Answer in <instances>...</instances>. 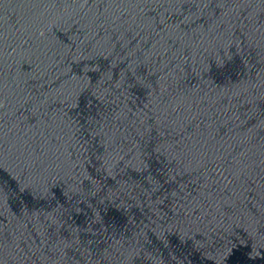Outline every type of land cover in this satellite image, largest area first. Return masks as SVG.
<instances>
[{"label": "water", "instance_id": "water-1", "mask_svg": "<svg viewBox=\"0 0 264 264\" xmlns=\"http://www.w3.org/2000/svg\"><path fill=\"white\" fill-rule=\"evenodd\" d=\"M0 264H264V0H0Z\"/></svg>", "mask_w": 264, "mask_h": 264}]
</instances>
